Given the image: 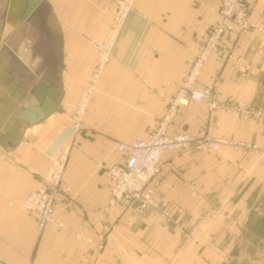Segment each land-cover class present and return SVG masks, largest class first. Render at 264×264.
Returning <instances> with one entry per match:
<instances>
[{
    "label": "crops",
    "instance_id": "0c3cea01",
    "mask_svg": "<svg viewBox=\"0 0 264 264\" xmlns=\"http://www.w3.org/2000/svg\"><path fill=\"white\" fill-rule=\"evenodd\" d=\"M0 1V264H264V155L222 146L167 152L151 184L176 222L154 209L110 204L109 168L119 142L145 137L162 119L216 23L221 0H136L81 127L72 113L96 66L114 0ZM257 23L222 36L196 88L212 85L218 107H179L172 133L264 143V0ZM60 102L33 124L19 119L42 79ZM21 133L19 144L11 140ZM67 155L54 220L40 231L23 202L50 187Z\"/></svg>",
    "mask_w": 264,
    "mask_h": 264
},
{
    "label": "built area",
    "instance_id": "2783aa9c",
    "mask_svg": "<svg viewBox=\"0 0 264 264\" xmlns=\"http://www.w3.org/2000/svg\"><path fill=\"white\" fill-rule=\"evenodd\" d=\"M124 1V11L132 0ZM118 19L122 21L125 17ZM257 23L251 19V4L248 0H221L216 23L208 33L205 44L193 62L181 87L170 102L169 111L162 119L155 120L145 137L131 142H119L117 150L126 155L125 161L109 168L112 182L110 204L122 203L133 205L138 211L154 209L167 224L176 222L170 209V199L159 200L152 179L161 171L164 155L170 151H182L189 148L202 152L220 150L222 146H234L240 149H252L264 155V143L252 141L233 142L210 135H196L191 132L169 133V127L179 107L191 102H205L210 107H218L212 85L196 88V83L204 69L206 60L219 44L222 36L232 32H244ZM118 26L109 30L106 39L96 42L97 71L100 72L109 62L113 45L118 34ZM88 90L81 98L74 115V128L80 129L81 117L90 100ZM67 157L62 154L54 160L51 173V186L40 187L31 191L23 205L28 214L37 220L38 229L44 230L54 220L56 213L55 199L58 193L69 194L70 186L64 182V170Z\"/></svg>",
    "mask_w": 264,
    "mask_h": 264
},
{
    "label": "water",
    "instance_id": "95a60500",
    "mask_svg": "<svg viewBox=\"0 0 264 264\" xmlns=\"http://www.w3.org/2000/svg\"><path fill=\"white\" fill-rule=\"evenodd\" d=\"M40 0H29L26 13H30ZM61 91L51 86L50 80L42 78L35 86L34 92L27 99V108L19 112V119L28 124H33L48 117L60 102ZM21 133L13 130L10 137L14 144H19Z\"/></svg>",
    "mask_w": 264,
    "mask_h": 264
},
{
    "label": "rangeland",
    "instance_id": "374dc122",
    "mask_svg": "<svg viewBox=\"0 0 264 264\" xmlns=\"http://www.w3.org/2000/svg\"><path fill=\"white\" fill-rule=\"evenodd\" d=\"M0 1H8V0H0ZM135 2H136V0H132V1H131V4L129 5V7H127V11H124V10H125V8H124V6H123L124 1H121V0H114V9H113L112 17H111V20H110L109 28H108L107 33H106V35L104 36V38L101 39V40H99V41H102V40L106 39L109 30H111L113 27L118 26L119 31H118V34H117V36H116V39H115V42H114V45H113V48H114L115 43H116V41H117V39H118V37H119V35H120V32H121V30H122V28H123V26H124L126 20L128 19V16L130 15V13H131V12L133 11V9H134ZM123 13H125V17L122 19V21H119L118 19H120L121 17H123V15H122ZM99 41H96V42H99ZM96 42H95V43H96ZM95 43H94V45H95ZM112 55H113V49H112V54H111L110 60H111V58H112ZM110 60H109V62H110ZM109 62H108V63H109ZM108 63L106 64V66L104 67V69H102L100 72H98V71H97V68H96V67H97V56H96V66H95V69H94L93 72H92L91 79H90V83H91V84H89V86L87 87V89H86V90L83 92V94L81 95V97H80L79 101L77 102V104L75 105L74 110H73V113H72V118H71V119H72V123H73V128H74V115H75V113H76L77 106H78V104H79V102H80L82 96H83V95L89 90V91L91 92V94H90V99H91L92 94L94 93V91H95L96 88H97V83H98L100 77L102 76V73H103L104 70L106 69ZM89 102H90V100H89ZM88 105H89V103L87 104V107H88ZM87 107H86L84 113L82 114V117H83V115L85 114V112H86V110H87ZM82 117H81V118H82ZM81 121H82V119H81ZM152 123H153V122H152ZM152 123H151V124H152ZM170 125H171V124H170ZM80 127H81V123H80ZM150 127H151V125H150ZM150 127H149V129H150ZM74 130H75V128H74ZM76 131H77V130H76ZM169 133H172V132L170 131V127H169ZM172 134H173V133H172ZM62 154H65V153H62ZM62 154H59L55 159H57L58 157H60ZM66 157H67V155H66ZM55 159H54V160H55ZM53 162H54V161H53ZM65 168H66V167H65ZM52 169H53V164H52ZM64 172H65V170H64ZM50 186H51V182H50ZM41 231H42V230H41Z\"/></svg>",
    "mask_w": 264,
    "mask_h": 264
},
{
    "label": "bare ground",
    "instance_id": "6f19581e",
    "mask_svg": "<svg viewBox=\"0 0 264 264\" xmlns=\"http://www.w3.org/2000/svg\"><path fill=\"white\" fill-rule=\"evenodd\" d=\"M197 57H198V56H197ZM197 57H196V58H197ZM201 73H202V72H201Z\"/></svg>",
    "mask_w": 264,
    "mask_h": 264
}]
</instances>
